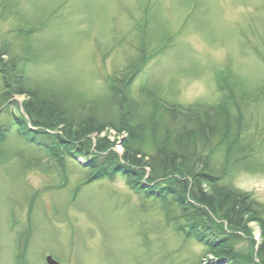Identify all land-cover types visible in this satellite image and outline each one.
Instances as JSON below:
<instances>
[{"label":"rangeland","instance_id":"obj_1","mask_svg":"<svg viewBox=\"0 0 264 264\" xmlns=\"http://www.w3.org/2000/svg\"><path fill=\"white\" fill-rule=\"evenodd\" d=\"M0 3V47L19 57L31 84L104 102L109 84L119 88L135 72L125 90L137 116H159L152 95L183 106L216 104L227 96L218 73L240 79L237 146L245 148V162L229 169L223 184L264 206V0ZM23 100L0 98V124L10 130L0 148V264H20L19 253L24 264H45L46 256L61 264L226 263L181 233L180 211L170 196L157 198L148 167L135 191L121 172L85 183L91 156L65 155L61 170L44 147L26 143L12 121ZM125 134L106 127L98 136L119 162ZM222 156L214 154L216 172ZM248 227L235 250L256 263L260 229L255 222Z\"/></svg>","mask_w":264,"mask_h":264},{"label":"trees","instance_id":"obj_2","mask_svg":"<svg viewBox=\"0 0 264 264\" xmlns=\"http://www.w3.org/2000/svg\"><path fill=\"white\" fill-rule=\"evenodd\" d=\"M10 54V47H0V98L5 102L16 95L24 97V114L13 116L12 121L27 143L44 147L61 170L65 155L91 156L85 166V183L111 179L121 172L135 189L143 177V168L148 167V181L159 185L155 191L157 198L170 196L179 209L182 221L179 230L185 237L202 243L206 253H212L225 264H264V206L249 193L223 184L229 169L245 162L241 156L245 148L239 149L240 79L229 72L218 73V84L227 96L216 104L183 106L152 95L154 108L162 109L160 115L146 112L137 116L136 103L125 90L135 72L119 88L109 84L111 95L102 102L100 98L29 83L19 57ZM106 127L126 133L121 162L110 149L111 143L104 137L98 138ZM7 132L8 126L0 124V148ZM145 139L147 143L143 144ZM217 150L223 153V161L216 172L213 159ZM250 222L257 223L260 229L254 252L256 263L253 259L243 261L235 250L243 235H249Z\"/></svg>","mask_w":264,"mask_h":264},{"label":"water","instance_id":"obj_3","mask_svg":"<svg viewBox=\"0 0 264 264\" xmlns=\"http://www.w3.org/2000/svg\"><path fill=\"white\" fill-rule=\"evenodd\" d=\"M46 262H47V264H59L54 259H52L50 256L46 257Z\"/></svg>","mask_w":264,"mask_h":264}]
</instances>
